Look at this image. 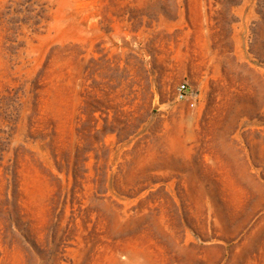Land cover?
Here are the masks:
<instances>
[{"label": "rangeland", "instance_id": "374dc122", "mask_svg": "<svg viewBox=\"0 0 264 264\" xmlns=\"http://www.w3.org/2000/svg\"><path fill=\"white\" fill-rule=\"evenodd\" d=\"M0 264H264V0H0Z\"/></svg>", "mask_w": 264, "mask_h": 264}, {"label": "built area", "instance_id": "2783aa9c", "mask_svg": "<svg viewBox=\"0 0 264 264\" xmlns=\"http://www.w3.org/2000/svg\"><path fill=\"white\" fill-rule=\"evenodd\" d=\"M186 91H187V86L185 83H181L178 85V97L179 98H185L186 97ZM194 103H191V106H193Z\"/></svg>", "mask_w": 264, "mask_h": 264}]
</instances>
